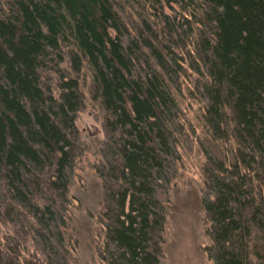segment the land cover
I'll use <instances>...</instances> for the list:
<instances>
[{
	"label": "trees",
	"instance_id": "obj_1",
	"mask_svg": "<svg viewBox=\"0 0 264 264\" xmlns=\"http://www.w3.org/2000/svg\"><path fill=\"white\" fill-rule=\"evenodd\" d=\"M85 90L104 131L102 264H160L166 195L192 137L206 255L264 264V0H0V264L70 263Z\"/></svg>",
	"mask_w": 264,
	"mask_h": 264
},
{
	"label": "rangeland",
	"instance_id": "obj_2",
	"mask_svg": "<svg viewBox=\"0 0 264 264\" xmlns=\"http://www.w3.org/2000/svg\"><path fill=\"white\" fill-rule=\"evenodd\" d=\"M84 93L86 106L77 114L75 124L86 151L77 160L69 188L72 204L67 214L65 236L71 247L69 264H102L98 250L104 240L100 223L103 189L94 165L98 161L104 131L97 109L90 106L86 90ZM179 102L196 134L204 137L197 102L186 96ZM178 151L180 159L164 204L166 221L160 264H212L205 253L210 241L200 203L204 156L195 137L191 143L182 144Z\"/></svg>",
	"mask_w": 264,
	"mask_h": 264
}]
</instances>
